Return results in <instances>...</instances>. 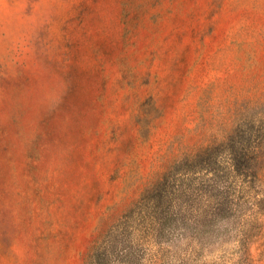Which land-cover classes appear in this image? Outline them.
Segmentation results:
<instances>
[{"label":"rangeland","instance_id":"rangeland-1","mask_svg":"<svg viewBox=\"0 0 264 264\" xmlns=\"http://www.w3.org/2000/svg\"><path fill=\"white\" fill-rule=\"evenodd\" d=\"M235 131L198 174V237L145 238L133 264H264V0H0V264H91ZM244 148L256 176L231 166Z\"/></svg>","mask_w":264,"mask_h":264},{"label":"trees","instance_id":"trees-1","mask_svg":"<svg viewBox=\"0 0 264 264\" xmlns=\"http://www.w3.org/2000/svg\"><path fill=\"white\" fill-rule=\"evenodd\" d=\"M235 133L223 143L201 148L176 162L145 191L135 208L96 248L91 264H133L132 260L119 253L132 249L134 245H141L148 237L154 238L157 243H167L173 238L196 239L199 235V199L203 190L198 174L203 169L210 171L220 162L222 154L219 147L226 149L239 145V136ZM258 157L250 149L244 148L232 154L231 166L237 168L235 171L238 175L256 176L257 172L250 171L249 166ZM210 203L207 200V207ZM220 205L235 215L238 213L234 201L224 200Z\"/></svg>","mask_w":264,"mask_h":264}]
</instances>
